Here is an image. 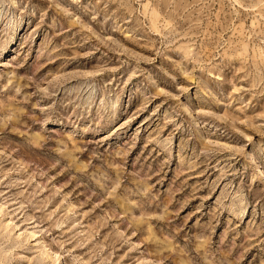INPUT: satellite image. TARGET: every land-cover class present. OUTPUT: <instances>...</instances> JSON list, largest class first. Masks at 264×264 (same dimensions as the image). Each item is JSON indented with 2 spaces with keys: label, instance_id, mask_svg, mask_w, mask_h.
<instances>
[{
  "label": "rangeland",
  "instance_id": "374dc122",
  "mask_svg": "<svg viewBox=\"0 0 264 264\" xmlns=\"http://www.w3.org/2000/svg\"><path fill=\"white\" fill-rule=\"evenodd\" d=\"M0 264H264V0H0Z\"/></svg>",
  "mask_w": 264,
  "mask_h": 264
}]
</instances>
